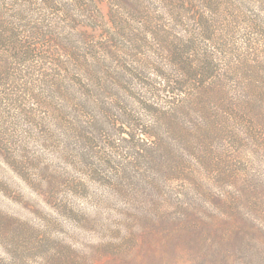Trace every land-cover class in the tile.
Segmentation results:
<instances>
[{"label":"rangeland","instance_id":"rangeland-1","mask_svg":"<svg viewBox=\"0 0 264 264\" xmlns=\"http://www.w3.org/2000/svg\"><path fill=\"white\" fill-rule=\"evenodd\" d=\"M226 1L224 25L234 49L263 45L264 0ZM115 3L127 27L151 36L152 30L143 29L149 23L130 17V8L120 0H0V9L19 26L33 27L51 17L57 32L66 30L68 22L95 23L101 28L93 34L107 37L113 30L108 12ZM133 7L154 14L150 26L162 28L167 25L164 14L176 6L168 0H137ZM111 33L119 45V32ZM78 35L72 32L75 42ZM130 40L136 56L132 63L152 77L135 80L133 94L121 93L128 101L122 109L117 101L104 112L92 94L71 87L61 92L50 88L52 99L42 100L40 81L49 72L39 71L33 58L20 62L16 78L0 79V264H264V160L250 163L254 185L205 179V188L192 182L185 183L186 190L177 180L168 184L169 175L157 173L147 149L138 154L142 149L132 141V129L121 124L137 111L143 113L136 116L141 124L148 123L149 112L140 108L138 97L149 92L147 97L160 103L168 96L165 78L155 80L148 62L165 70L169 64L153 38L148 47ZM57 103L65 105L62 120L55 114ZM81 127L87 137L80 136ZM153 176L163 185H151ZM118 177L125 178L120 182ZM243 186L258 189L257 197L249 195L257 206L225 216L223 206L212 203L214 193L228 195Z\"/></svg>","mask_w":264,"mask_h":264},{"label":"trees","instance_id":"trees-1","mask_svg":"<svg viewBox=\"0 0 264 264\" xmlns=\"http://www.w3.org/2000/svg\"><path fill=\"white\" fill-rule=\"evenodd\" d=\"M168 1L176 7L164 14L168 17L167 25L157 28L150 26L155 20L154 14L133 7L137 0H120L130 8V17L149 23L143 29L152 30L150 37L141 29L138 34L124 24L127 17L124 19L119 3L111 5L108 12L113 30L107 31V37L103 33L97 37L93 34L101 28L95 23L68 22L70 26L65 28L69 32L67 29L57 32L51 17L39 20L33 27L19 26L8 21L12 19L11 13L0 9V79L10 80L12 75L16 78L22 72L20 62L33 58L40 64L39 71L49 72L40 81L42 100L52 99L47 92L50 88L61 92L71 87L81 94H92L95 101L103 103L106 112L115 102L119 101V106L125 102L121 93L133 94L135 80L151 79V75L144 76L132 63L136 56L130 39L148 47L153 38L154 45L163 46L169 64L166 68L170 70L156 61L148 64L155 80L165 78L168 96L160 103L158 98L147 97L149 92L138 97L140 108L149 112L144 119L145 123L148 121L146 125L141 124L142 118L136 117H143L142 111L128 115L127 124L120 123L132 129V141L142 149L138 154L147 149L157 173L169 175L168 184L177 180L186 190L189 185L185 183L192 182L205 188L202 185L205 179L222 184L254 185L249 179L253 172L250 163L258 158L264 160V58H256L258 53L264 54V44L248 50L242 46L234 49L235 42L229 38L227 23L224 25L226 0ZM114 30L122 40L119 45L111 33ZM72 32L79 34L78 42L73 40ZM223 45L229 52L223 50ZM123 55L130 57L131 62ZM57 104L55 114L62 120L59 118L64 117L65 105ZM144 126L148 131L142 129ZM80 136L87 137L85 129ZM122 178L125 177L117 180L121 182ZM150 180L151 185L164 182L156 176ZM257 190L243 186L228 195L214 193L212 203L223 206L225 216L228 212L229 216L243 213L246 206H257L249 201L251 193L255 197L259 195ZM160 205L163 206L162 201Z\"/></svg>","mask_w":264,"mask_h":264}]
</instances>
